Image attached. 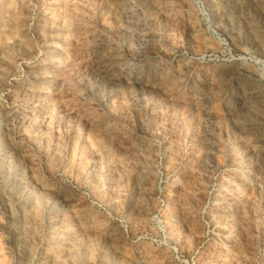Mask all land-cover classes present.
Instances as JSON below:
<instances>
[{
	"label": "rangeland",
	"instance_id": "obj_1",
	"mask_svg": "<svg viewBox=\"0 0 264 264\" xmlns=\"http://www.w3.org/2000/svg\"><path fill=\"white\" fill-rule=\"evenodd\" d=\"M0 264H264V0H0Z\"/></svg>",
	"mask_w": 264,
	"mask_h": 264
}]
</instances>
